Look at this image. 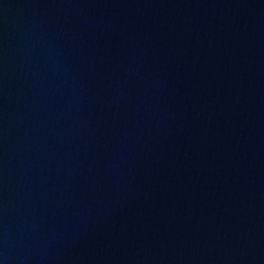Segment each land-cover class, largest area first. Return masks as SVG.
I'll return each instance as SVG.
<instances>
[{
	"label": "water",
	"instance_id": "obj_1",
	"mask_svg": "<svg viewBox=\"0 0 264 264\" xmlns=\"http://www.w3.org/2000/svg\"><path fill=\"white\" fill-rule=\"evenodd\" d=\"M0 264H264V0H0Z\"/></svg>",
	"mask_w": 264,
	"mask_h": 264
}]
</instances>
